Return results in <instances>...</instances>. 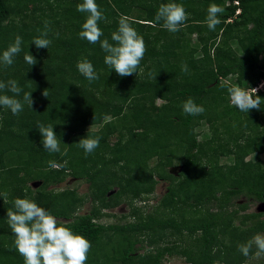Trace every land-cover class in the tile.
Here are the masks:
<instances>
[{
	"label": "trees",
	"instance_id": "1",
	"mask_svg": "<svg viewBox=\"0 0 264 264\" xmlns=\"http://www.w3.org/2000/svg\"><path fill=\"white\" fill-rule=\"evenodd\" d=\"M171 2L188 13L176 33L162 22L149 23L161 4ZM79 3L0 0V55L17 35L23 39L13 65H0V81L16 80L23 90L17 98L31 92L34 100L16 116L0 107V264H24L7 221L16 198L35 201L89 240L87 264H162L174 256L188 264H247L256 249L245 257L238 245L264 233L262 213L234 222L241 198L264 202V86L256 93L261 109L247 114L230 103L227 89L264 81V0H96L107 18L99 22L101 39L114 43L122 16L144 39L143 71L127 77L104 64L98 43L79 37L87 16L77 11ZM213 3L224 11L210 31L206 17ZM45 21L52 43L37 49L32 41ZM27 52L35 65L24 61ZM82 58L99 79L89 83L78 72ZM149 73H158L155 81ZM189 98L203 114L184 113ZM38 123L53 125L60 153L43 148ZM206 123L209 137L199 139ZM86 137L100 138L87 155L77 144ZM48 161L67 163L54 169ZM68 178L86 183L88 191L60 188ZM160 182H168L167 189L151 211L133 207L131 222H101L104 211L120 203L147 204ZM86 203L89 210L79 213Z\"/></svg>",
	"mask_w": 264,
	"mask_h": 264
},
{
	"label": "clouds",
	"instance_id": "2",
	"mask_svg": "<svg viewBox=\"0 0 264 264\" xmlns=\"http://www.w3.org/2000/svg\"><path fill=\"white\" fill-rule=\"evenodd\" d=\"M77 11L87 14L79 37L89 44H99L106 54L104 64L121 77L137 74L147 48L143 37L129 23V18L121 17L117 30L111 35V40L114 43H110L108 39H101L104 33L99 22H107V18L96 0H82V3L77 5ZM223 11L221 6L214 3L208 7L206 24L210 31H215L217 25L221 23L218 14ZM239 11L240 9L236 13ZM187 19L188 13L184 6L171 2L161 4L154 20L149 23L155 27L162 22L164 29L170 33H176L185 25ZM49 24V21H45L44 30L40 31V34L32 41L37 49H48L52 43V40L48 38ZM22 44V37L17 35L14 42L0 55V65L4 67L13 65L15 57L22 51ZM23 59L30 66L37 63L34 56L28 52ZM77 70L89 83L99 79L93 64L86 58H82L77 63ZM140 70L143 71V69ZM181 70L188 72L187 65H182ZM157 74L149 73L148 75L155 81ZM263 86L264 81L257 87L247 90L238 85L229 87L227 91L230 103L239 112L246 114L253 109L260 110L262 99L256 93L258 90H262ZM5 91L11 92L13 95L0 94V107L10 110L14 116L19 115L24 110L25 105L32 109L34 100L31 92H24L22 100L17 98L23 90L18 86L16 80L0 81V93ZM42 94L46 97L47 90ZM182 108L185 114L191 116L201 115L205 111L191 98L183 103ZM37 129L42 137L43 148L49 153H60L62 143L53 131V125L38 123ZM77 144L86 155L91 154L99 147L100 138L86 137ZM66 163V161L63 164L48 161L49 167L54 169L64 168ZM2 195L5 199L7 198V193ZM12 203L13 207L7 211V221L15 237V248L22 256L24 264H87L88 254L92 247L89 240L63 226L47 209L39 206L31 199L16 198ZM253 247L256 249L254 253L256 257L264 255V234H257L246 243L238 245V250L243 256L248 257L252 253Z\"/></svg>",
	"mask_w": 264,
	"mask_h": 264
},
{
	"label": "rangeland",
	"instance_id": "3",
	"mask_svg": "<svg viewBox=\"0 0 264 264\" xmlns=\"http://www.w3.org/2000/svg\"><path fill=\"white\" fill-rule=\"evenodd\" d=\"M161 102L159 100L156 101V105H159ZM208 123V122H207ZM207 123L205 125H203L202 127L199 128L200 134L202 133L201 137H199V139H202L204 137H209V132H208V126ZM114 140V138H113ZM250 158H253V156H251ZM171 173H173V175H176L179 172L178 168H170ZM32 187L36 186V183H32L30 184ZM167 185L168 182H160L157 184L155 191L153 193V195L149 196L147 198V204L148 205L147 208H145V205L143 202H137L134 203L133 206H130L128 204L125 203H120L118 206H115L112 209H108L105 210L104 213H106L107 216L103 217L101 219L102 223H105L106 225L109 224H123V223H128L131 222L133 220V214H132V210L133 207H135L137 210H139L140 212L143 211V213H147L149 211H151V207H153L155 205V203L157 202V200L159 199V197L161 195H163L166 192L167 189ZM68 186L69 188H77L78 192L80 194H84L88 191L87 187L88 185L84 182H77L75 180H73L72 178H68L66 180V182L62 183L61 185H59L60 188H64ZM237 203V217L235 220V224L234 225H238L239 221L242 219V217L244 215H248V214H257V213H262V215L259 217L260 220H264V202H250L249 204L247 203L246 199L241 198L239 201L236 202ZM247 203L248 206L245 209H240L238 208L239 205L241 204H245ZM89 203H86L81 211L79 213H84L87 212L89 210ZM260 234H264V233H260ZM247 264H264V255L260 256V257H256L255 255L246 261ZM162 264H188L187 262H185V259L182 257H169L163 260Z\"/></svg>",
	"mask_w": 264,
	"mask_h": 264
},
{
	"label": "built area",
	"instance_id": "4",
	"mask_svg": "<svg viewBox=\"0 0 264 264\" xmlns=\"http://www.w3.org/2000/svg\"><path fill=\"white\" fill-rule=\"evenodd\" d=\"M234 4H237V2H234Z\"/></svg>",
	"mask_w": 264,
	"mask_h": 264
}]
</instances>
